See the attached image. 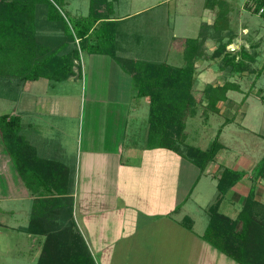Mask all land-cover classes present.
I'll return each instance as SVG.
<instances>
[{
    "label": "rangeland",
    "instance_id": "rangeland-1",
    "mask_svg": "<svg viewBox=\"0 0 264 264\" xmlns=\"http://www.w3.org/2000/svg\"><path fill=\"white\" fill-rule=\"evenodd\" d=\"M64 1L68 2L64 6V11L69 15L89 12L90 0ZM225 1L229 11L227 14L228 35L230 31L232 34H236L228 49L239 52L240 48L245 47L251 53L256 54V59L251 64L250 70L233 75L227 71H221L219 68L220 58L209 56L196 62L195 94L198 99H202V102L198 104L197 114L189 117L187 142L203 150H208L219 130L222 129L219 141L223 147L219 150L215 160L208 164L209 170L215 172L220 166H228L246 171L245 181L249 179L251 185L254 184L253 169L264 155V15L245 7L244 0ZM206 2L207 0L115 1L114 16L120 18L131 14L121 18L122 20L118 23L116 44L118 55L143 61H169L177 66L184 64L185 57L179 48L180 50L184 49L186 38L197 37L203 21L208 24L215 21L218 7L214 9L207 7ZM216 45L215 40L208 39L206 41L207 52L211 54ZM169 52H171L170 56ZM101 61L104 63L103 68L94 66L95 63L101 64ZM107 62H111L109 55L96 56L84 51L82 53L81 68L83 73L81 79L76 81L61 80L56 83V88L53 89L50 86V80L40 78L32 82L31 93L29 90L24 91V82L19 81L12 84L13 87L12 85L8 86L0 78V113H12L10 115L14 116L19 114L24 128L25 99L27 98L25 96L36 94L37 98L41 97V101L34 102L31 108L45 110L48 98L57 93L62 97L65 106L69 104V109L73 111L70 125L68 126V122H66L65 126L68 131L70 130L69 135L73 138L76 137L75 140L73 139V144L77 146L80 127L81 131L84 130L82 140L85 134L88 100L92 92L90 79H94V81L92 80L93 89L98 83H102L101 86L104 87L107 81L110 83L109 85H112V81H114L107 70ZM226 81L238 83L240 90H228L227 98L220 100L217 103L218 110L214 111L210 106L207 107V101L210 99V95L214 96V93L203 94V90L206 88L205 84L208 82L207 84L212 86L223 85ZM132 84L134 85V82ZM112 87L115 86L112 85ZM216 94L218 95L219 92ZM72 97H75L74 101L70 100ZM33 126L35 129H39L38 126H41L40 116L37 125ZM70 139L72 141V138ZM184 157L185 160L193 163L192 170H184L178 162L176 167L172 163L170 164L168 173L176 172L178 187L180 184L184 185L185 192H180L178 189L180 196L178 203L185 200L197 178L202 176L200 183L194 187L192 195L184 204L186 214L195 220L194 235H190L186 231L183 236L184 241L180 242L179 240L175 245V240L179 238L173 237V230L169 233L171 236L153 234L154 237L148 236L146 240H143L141 230H130L133 231L131 238L119 240L106 256V260H103L101 251L94 254L97 264H239L203 239L202 235L210 217L207 207L216 201V185L212 184L211 177L204 178L205 173L192 159L186 155ZM13 164L14 166L9 164L8 167H0V193L5 191L9 195L11 184H13V189L21 191L22 184H25V179L18 172L15 163ZM259 182L261 185L264 184V180H258L256 184ZM262 190L264 192V189ZM8 198L4 196L0 202V206L4 209H0V264H37L38 244L35 242V237H31L29 232L22 228L27 225L30 215L29 211L32 207L30 199L27 197L17 200ZM260 198L264 202V193ZM225 211L224 207L222 212ZM180 214H177L176 217H181ZM81 234L83 237L86 236L85 240H88L87 230H82ZM200 239L203 240V244L200 243Z\"/></svg>",
    "mask_w": 264,
    "mask_h": 264
},
{
    "label": "trees",
    "instance_id": "trees-1",
    "mask_svg": "<svg viewBox=\"0 0 264 264\" xmlns=\"http://www.w3.org/2000/svg\"><path fill=\"white\" fill-rule=\"evenodd\" d=\"M115 1L90 0L87 15L73 16L64 11V0H0V78L25 82L43 77L57 81L81 77L84 51L109 55L132 75L138 95L149 98L148 144L186 155L204 172L223 147L219 141L222 129L208 150L187 142V120L197 114L202 102L195 94L196 62L209 56L220 58L221 71L233 75L250 70L256 54L245 47L239 52L228 49L236 34L230 31L228 35L227 2L207 0V7H218L215 21H203L198 36L186 38L184 65L122 57L117 53V20L112 16ZM208 39L217 43L211 54L207 52ZM230 89L240 90V86L233 81L208 84L203 94L211 92L214 96L210 95L207 107L217 111V103L227 98ZM21 128L19 116L0 115L5 146L25 178L31 160L48 161L36 157ZM246 174L228 166L213 172L216 201L207 207L210 217L202 237L239 264H264V202L256 195V181L264 180V155L253 169L254 184L239 213L231 217L220 210L227 193ZM45 200L52 198L41 199L40 205L34 206L28 226L32 233L46 235L37 264H97L81 232L72 227L71 212L70 222L68 216L50 220L42 203ZM182 224L192 229L193 220L186 215Z\"/></svg>",
    "mask_w": 264,
    "mask_h": 264
},
{
    "label": "crops",
    "instance_id": "crops-1",
    "mask_svg": "<svg viewBox=\"0 0 264 264\" xmlns=\"http://www.w3.org/2000/svg\"><path fill=\"white\" fill-rule=\"evenodd\" d=\"M87 14L76 13L73 16ZM130 15L120 18L112 15L117 20V28L121 18ZM179 51L184 55V49L179 48ZM170 54L171 52L169 56ZM169 59L171 60L170 57ZM100 63H95L94 66L103 68L104 63L102 61ZM106 66L110 76L113 77L112 85L115 87L113 88L107 81L106 86L103 87L102 83H98L93 89L94 79H90L92 92L88 100L85 134L82 140L84 130L81 131L80 127L77 146L73 144V139L75 140L76 137L70 136V130L68 131L65 126L66 122L68 126L70 125L73 111L69 109V104L65 106L59 94L54 93L48 98L45 110L31 108L34 102L41 101V97L37 98L36 94L25 96L27 97L24 110L26 120L24 128L22 125L21 134L33 148L36 157L48 162L46 164L36 162L30 157L28 159L31 160L30 166L25 171V184L21 186V191L25 193L13 189V184L9 187V195L5 191L0 193V202L4 196L15 200L23 197L30 199L32 207L27 225L22 226L24 230H28L34 206L40 205L41 199L52 198L42 202L50 215L48 219H60L62 216L66 218L71 212L72 227L80 232L87 230L86 242L90 252L94 257L97 251H101L103 260H106V256L119 240L131 238L133 231L130 230H141L143 240L156 234L171 236L169 233L173 230V237L179 238L175 240V245L179 240L184 241L183 236L186 231L194 235V219H192V229L182 224V220L187 215L184 204L202 179V176L197 178L188 193L189 196L178 203L180 197L178 189L180 192H185V188L183 184L178 187L176 172L168 173V168L171 163L176 167L179 162L184 170L191 171L193 163L185 160L184 155L177 151L151 147L148 144L149 98L138 95L137 89L132 84L134 82L132 75L112 57L111 62H107ZM81 78L82 76H72L69 79L76 81ZM48 80L50 86L56 88V83L59 81ZM33 81L27 80L23 83L24 91L32 92ZM17 82L12 80L6 83L11 86ZM74 99L75 97L70 98L72 101ZM70 100L67 99L68 102ZM18 116L21 119L19 114ZM39 116L41 126L35 129L33 125H37ZM188 122L189 118L187 125ZM13 163L0 132V167H8L9 164L14 166ZM213 172L207 165L204 178L211 177L212 184L216 185L217 179L213 177ZM257 184L256 195L261 200L264 184L261 185L260 182ZM251 186L249 179L245 181L244 178L238 182L227 193L221 204V211L225 207L224 213L235 217L241 210ZM0 209L4 210L1 206ZM177 214L181 217L177 218ZM69 220L68 216V222ZM28 232L31 237H35V242L38 244L36 253L38 260L46 235L32 233L29 230ZM84 237L86 239L85 235ZM196 238L199 239L198 236ZM200 243L203 244L202 239Z\"/></svg>",
    "mask_w": 264,
    "mask_h": 264
},
{
    "label": "built area",
    "instance_id": "built-area-1",
    "mask_svg": "<svg viewBox=\"0 0 264 264\" xmlns=\"http://www.w3.org/2000/svg\"><path fill=\"white\" fill-rule=\"evenodd\" d=\"M244 2L247 4L245 7L260 15L264 14V0H244Z\"/></svg>",
    "mask_w": 264,
    "mask_h": 264
}]
</instances>
